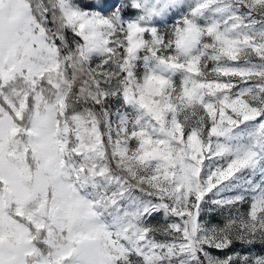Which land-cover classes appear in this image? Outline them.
Returning a JSON list of instances; mask_svg holds the SVG:
<instances>
[{
    "label": "snow or ice",
    "instance_id": "1",
    "mask_svg": "<svg viewBox=\"0 0 264 264\" xmlns=\"http://www.w3.org/2000/svg\"><path fill=\"white\" fill-rule=\"evenodd\" d=\"M0 264H264V0H0Z\"/></svg>",
    "mask_w": 264,
    "mask_h": 264
}]
</instances>
